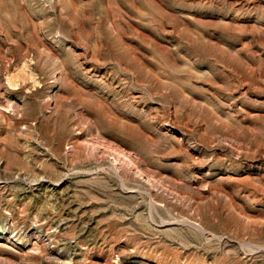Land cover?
I'll use <instances>...</instances> for the list:
<instances>
[{
  "label": "rangeland",
  "instance_id": "rangeland-1",
  "mask_svg": "<svg viewBox=\"0 0 264 264\" xmlns=\"http://www.w3.org/2000/svg\"><path fill=\"white\" fill-rule=\"evenodd\" d=\"M0 264H264V0H0Z\"/></svg>",
  "mask_w": 264,
  "mask_h": 264
},
{
  "label": "bare ground",
  "instance_id": "bare-ground-1",
  "mask_svg": "<svg viewBox=\"0 0 264 264\" xmlns=\"http://www.w3.org/2000/svg\"><path fill=\"white\" fill-rule=\"evenodd\" d=\"M140 168V167H139ZM137 171V170H136ZM141 171V173H142V169H140L138 172H140ZM137 172V173H138ZM140 174V173H139ZM141 177V176H140ZM144 177V176H143ZM147 177V176H146ZM148 179V178H147ZM150 179V178H149ZM151 180V179H150ZM150 180H148L149 182H150ZM154 183V182H153ZM151 184V183H150Z\"/></svg>",
  "mask_w": 264,
  "mask_h": 264
}]
</instances>
